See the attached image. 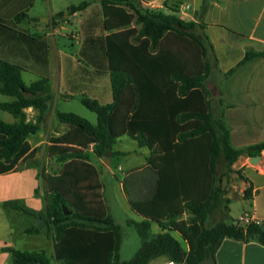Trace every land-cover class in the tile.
Masks as SVG:
<instances>
[{"label":"trees","instance_id":"obj_1","mask_svg":"<svg viewBox=\"0 0 264 264\" xmlns=\"http://www.w3.org/2000/svg\"><path fill=\"white\" fill-rule=\"evenodd\" d=\"M91 2L71 5L68 15L87 10ZM100 3L102 9L82 25L80 55L88 66L110 73L113 102L101 104L82 97V104L97 115V124L74 113H57V121L70 130L52 139L50 155L71 160L59 178H46L57 259L62 264H150L166 257L177 264H216L225 239L264 245V224L245 227L220 221L206 226L210 216L224 206L221 170L231 169L241 157L260 154L264 142L234 147L230 128L215 116L207 81L216 58L202 26L178 15L146 9L142 0ZM174 12L179 13L178 7ZM25 16L20 13L17 21ZM258 58H264V52L249 50L227 76ZM22 70L0 59V93L15 98L0 103V110L18 120L8 123L0 118V175L15 171L22 159L34 155L29 153L28 139L41 130L49 109L48 81L27 86ZM28 108L39 112L35 122L26 121L24 110ZM125 135L151 150L149 166L159 174L154 198L132 203L145 220H127L142 240L129 261L120 258L122 227L103 201L99 173L82 161L87 160L84 150L89 145L95 144L97 152L105 155ZM245 197H251V188L246 189ZM67 204L75 208L71 215L65 214ZM12 206L27 216L42 217L23 205ZM163 221L167 231L153 235L152 223ZM173 231L181 234L188 249ZM25 232L36 235L40 230L32 227ZM9 251L13 264H52L44 250Z\"/></svg>","mask_w":264,"mask_h":264},{"label":"crops","instance_id":"obj_2","mask_svg":"<svg viewBox=\"0 0 264 264\" xmlns=\"http://www.w3.org/2000/svg\"><path fill=\"white\" fill-rule=\"evenodd\" d=\"M94 2L96 4L92 3L87 10L68 15L67 10L71 5L80 4L77 0H0V59L20 66L23 69V81L27 86L46 79L49 87L48 95H50L49 109L45 113L41 130L28 139L29 153L34 152V155L22 159L15 171L8 173L20 174L27 180V184L13 185L9 189L3 188L0 184V264H13L12 254L9 250H20L13 242L12 223L3 222V211L4 216L7 217L9 214L16 221L25 214L14 209L13 203L23 205L37 214L44 211L42 208L46 204V200L40 201L34 198L36 184L33 178L36 171L25 166L33 160H38L42 154L46 158V160H42L43 175L49 179L59 178L64 169H67V164L71 162V160L60 161L57 155L54 157L50 155L52 139L61 137L70 130L68 125L57 121V113L76 114L72 104L77 100L81 102L84 96L96 99L101 104L113 102L110 73L88 66L80 55L83 44L82 25L91 15L102 9L101 3ZM142 3L146 9H151V11L155 9V11H161L168 15H178L182 19L194 21L202 26L203 32L209 37L214 48L216 58L214 71L217 70L226 79L233 81L230 88L225 90H221L217 86L218 96L215 94L212 101L214 114L218 111L219 116L215 114L217 118L224 121L231 114L237 121L245 117L254 120L253 114L256 115L254 111L264 110V58L255 59L233 75L227 76L228 71L236 67L249 50L264 52V0H208L206 4H204V0H198V7L194 10L193 15L188 14L185 18L180 13L183 5L179 13L170 9L174 4H178L176 0H142ZM23 12L26 13V16L17 21V16ZM62 13L64 16L56 18ZM63 40H68L70 46H67ZM222 65L226 66L222 67ZM14 100V97L0 93V103H9ZM3 112L8 113L0 110L1 119ZM24 112L27 122H35L39 114L34 108L25 109ZM10 115L14 121L8 123L18 121L12 114ZM79 116L91 119L83 111L79 112ZM260 120L264 130V115ZM57 122L62 126L59 127ZM230 132L231 143L236 148L264 142L262 140L250 142L252 133L249 123H245V119L244 121L239 120L236 129H230ZM126 136L128 135L117 139L107 156L100 155L95 144L89 145L84 150L87 160L82 161L97 169L102 198L110 215L112 214L104 198L101 178L105 169L111 171L115 157L121 156L128 160L133 155L141 154L144 159L141 165L134 162L127 166L117 165L126 180H134L132 182L137 202H130L132 210L136 211L132 203L151 201L159 187V174L149 166L148 159L151 156V150L148 147H140L137 143L138 149L132 152L114 149V146H117V143ZM258 155L263 156L259 165H252L250 157H241L239 169L243 171L248 188H251V197L243 198L246 203L245 213L264 223V151ZM77 166L83 167L82 163ZM234 166H238V162ZM4 189L10 191V196H3ZM27 197L32 199V206L20 203L23 198L27 200ZM138 214L141 216V221H144V216ZM112 217L114 218V216ZM114 220L116 221L115 218ZM154 224L159 226V231L156 233L153 232ZM27 229L25 226L24 234ZM151 231L153 235L161 234L167 231V223L164 221L162 223L153 222ZM44 251L52 264L54 261L57 264H62L56 257L55 247L51 256L46 250ZM157 260L150 264H158L155 263ZM216 264H264V245L254 241L225 239L216 254Z\"/></svg>","mask_w":264,"mask_h":264},{"label":"rangeland","instance_id":"obj_3","mask_svg":"<svg viewBox=\"0 0 264 264\" xmlns=\"http://www.w3.org/2000/svg\"><path fill=\"white\" fill-rule=\"evenodd\" d=\"M84 1H92L91 3L96 4V2H94L93 0H77L78 3H82ZM100 1L101 0L99 1L97 0V3L100 4ZM176 1L178 2V4H174L170 9L175 10L176 7H178L180 11L182 5L184 6L189 4L191 7L188 10L189 15H193L194 10L198 7V0H176ZM152 11H155V9L154 10L152 9ZM64 41L67 46H70L68 40H63V42ZM225 66L226 65H222V67ZM216 69H218V67H216ZM232 83H233L232 80L226 79L217 70H215L207 81V86L209 88L211 87L210 88L211 94L209 96L210 100L211 101L214 100L215 94L216 96H218L217 86L221 90H225L230 88ZM72 106H73L72 107L73 110H75V112H77L78 115L79 112L83 111L85 114H87L88 118H91L90 120L92 121H90L89 119L87 120H89L93 124H96V119H97L96 114L85 108L80 101L78 100L75 101L72 104ZM254 112L256 113V115L253 114L254 120H250L251 118L249 119L246 117L239 120L244 121L245 119V123L246 122L249 123V129L252 133L250 135L251 136L250 142H259L261 140L264 141V130L263 127L261 126L262 121L260 120L262 115H264V110H259ZM215 114L216 116H219L218 111H216ZM2 119H4L7 122L14 121L13 117L10 114L4 112L2 113ZM239 120L237 121L231 114L228 115V118L224 119L225 123L228 125V127L231 130L236 129ZM57 125L59 127L62 126L58 122ZM235 135L237 136L238 134ZM114 149L132 152L138 149V145L134 139H132L129 136H126L117 143V146H114ZM107 155L108 153H105V156ZM42 160H46V158L41 154L38 160H33L34 163L29 162L25 166L28 169H33L36 171V174L34 175L33 178L36 184L34 191V198L39 199L40 201L50 199L49 198L50 195H48V190H47L48 188L46 184V178L45 175H43V171H42ZM239 160L237 161L238 166H234L235 165L234 164L231 169H223L220 172V186L223 190V197L225 199V202L222 209L214 212L210 216L208 222L206 223L207 227L213 226L214 224L220 221L237 222L239 216L245 214L246 203L244 202L243 198L245 197V191L248 188V185L246 184V179L243 175V171L239 169ZM132 162L136 163L137 165H141L144 162V159L141 157V154L133 155L130 158H128V160L125 157L117 156L115 157V160L112 164V168L110 169L111 171L105 169L102 172V178H101L104 188V198L109 207L110 213L112 214V216H114L118 224H120L122 227L124 238H123V245L121 251V258L124 261H129L135 256V254L140 249L142 242L141 237L136 232V230L128 226L126 222V220L128 219H132L139 222L141 221V216H139V214L136 211L132 210L130 206L131 204L130 202H137L136 199L137 197L135 196V191L133 189L134 180L132 179L133 182L132 180H126L122 170H119L117 166L118 164H124V166H127ZM124 170L126 171L127 169ZM26 182L27 180L25 178H22L18 173L0 176V184L5 189L6 188L9 189L13 185H18V186L25 185ZM3 196H10V191L9 190L3 191ZM47 200L45 207L43 206L42 208L44 210L41 213L42 217H30L24 215L20 218V220L18 219L14 221V218H12L9 214H7V217L4 216L5 213L3 211V222L9 221L13 225L14 228L13 242L16 244L18 249L26 250V251L46 250L50 256L53 254L54 247L56 246V232L54 228L49 224L50 216L47 208L48 207ZM229 200H232L231 205L227 202ZM20 203L24 204L25 206L26 205L32 206L33 201L30 198H28L27 200L26 198H23V200H21ZM66 207L71 212L75 211V208L70 204H67ZM186 217L188 218V216ZM34 218L42 219L40 227L37 228L40 230V232L32 236L31 235L29 236V234H27L26 232L25 233L27 235L24 234L23 229L25 226L28 229L32 227H36ZM240 224L242 226L244 225L243 223ZM158 229L159 226L154 224L153 232L154 233L158 232L159 231ZM171 233L175 238H177L182 243L185 249H188L187 243L184 241L183 237L179 232L173 231ZM166 261H167L166 258L161 257L158 258L157 262L155 263L164 264ZM54 264H57V262L54 261ZM205 264H211V263L208 262Z\"/></svg>","mask_w":264,"mask_h":264},{"label":"built area","instance_id":"obj_4","mask_svg":"<svg viewBox=\"0 0 264 264\" xmlns=\"http://www.w3.org/2000/svg\"><path fill=\"white\" fill-rule=\"evenodd\" d=\"M190 5H184L181 10V16L182 17H187L188 15V10L190 9ZM237 223H243L245 227L251 225V224H257V225H263L264 223L260 221L259 219H255L252 217V215L245 213L239 216ZM164 264H177L176 262L172 260H167Z\"/></svg>","mask_w":264,"mask_h":264},{"label":"water","instance_id":"obj_5","mask_svg":"<svg viewBox=\"0 0 264 264\" xmlns=\"http://www.w3.org/2000/svg\"><path fill=\"white\" fill-rule=\"evenodd\" d=\"M95 1H97V0H95ZM249 160H250V163L252 165H259L260 162L263 160V156L262 155H254V156L250 157ZM64 210H65L66 215L72 214V212L69 211V209L66 206H64ZM34 221L36 223V228H39L41 225L42 219L41 218H34ZM235 224L237 225L238 223L236 222Z\"/></svg>","mask_w":264,"mask_h":264}]
</instances>
